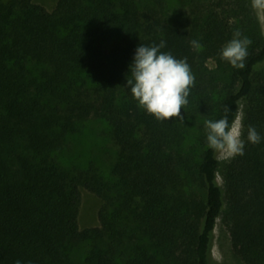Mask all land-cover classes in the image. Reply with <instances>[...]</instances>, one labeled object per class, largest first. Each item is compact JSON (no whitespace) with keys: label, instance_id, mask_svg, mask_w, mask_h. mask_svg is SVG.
Instances as JSON below:
<instances>
[{"label":"trees","instance_id":"1","mask_svg":"<svg viewBox=\"0 0 264 264\" xmlns=\"http://www.w3.org/2000/svg\"><path fill=\"white\" fill-rule=\"evenodd\" d=\"M237 30L252 41L243 69L221 59ZM161 41L196 78L183 120L158 121L127 88L137 47ZM242 102L244 155L223 162L205 121L231 123ZM93 116L118 147L108 173L62 161ZM81 187L102 201L83 230ZM223 215L234 252L264 264V33L249 0H0V264H211Z\"/></svg>","mask_w":264,"mask_h":264},{"label":"clouds","instance_id":"2","mask_svg":"<svg viewBox=\"0 0 264 264\" xmlns=\"http://www.w3.org/2000/svg\"><path fill=\"white\" fill-rule=\"evenodd\" d=\"M251 8L258 17L264 19V0H251ZM252 43L237 30L233 38L222 48L221 59L232 67L243 69L248 57V47ZM199 50V41H191ZM165 42L159 45L137 47L129 67L127 88L138 102V106L158 121L183 120L182 110L188 105V98L195 86V75L187 59H177L170 52H162ZM207 144L218 158H232L244 155L245 141L243 125L238 115L229 122L227 116L218 120H206ZM248 141L259 144L261 136L254 127L248 128ZM19 264V261L17 262Z\"/></svg>","mask_w":264,"mask_h":264},{"label":"rangeland","instance_id":"3","mask_svg":"<svg viewBox=\"0 0 264 264\" xmlns=\"http://www.w3.org/2000/svg\"><path fill=\"white\" fill-rule=\"evenodd\" d=\"M249 1L251 6V0ZM35 2L52 11L56 7L58 0H35ZM253 13L257 17L264 33V19L258 17L254 11ZM209 66L215 69L217 67L216 61L210 60ZM244 109L245 102H242L239 114L242 125ZM117 154L118 147L112 139L109 124L104 119L93 116L87 122L84 133L71 139L69 147L62 155V161L67 166L73 164L85 166L89 162L95 161L105 173H108L111 165L116 160ZM220 159L223 162H227L231 158ZM219 181L224 185L222 173L219 174ZM81 193L80 228L83 230L98 226L100 224L99 211L102 205L101 198L84 187H81ZM211 264H245L233 250L229 227L225 222V215L218 219L214 232Z\"/></svg>","mask_w":264,"mask_h":264}]
</instances>
